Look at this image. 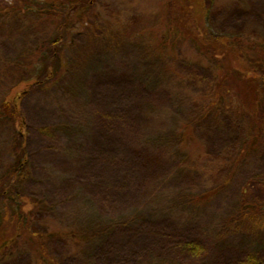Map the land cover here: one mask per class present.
<instances>
[{"label": "rangeland", "instance_id": "obj_1", "mask_svg": "<svg viewBox=\"0 0 264 264\" xmlns=\"http://www.w3.org/2000/svg\"><path fill=\"white\" fill-rule=\"evenodd\" d=\"M154 1L112 0L116 21L111 29L122 27L129 38L105 42L85 57L84 48H90L91 41L79 34L78 46L66 45L56 56L59 63L67 59L69 71L59 67L57 82L47 80L27 90L16 75H10L16 69L9 59L24 52L26 63L37 62L40 71L51 54L45 49L43 56L35 54L36 39L27 23L21 29L15 18L0 27V71L10 69L8 78L0 73V103L13 89L24 91L17 98L26 123L29 163L22 195L47 206L48 214L42 213L45 218L40 217L36 226L107 227L80 252L66 241L52 239L51 254L60 264H83L86 259L92 264H235L254 246L246 234L224 235L215 223L238 210L247 183L257 199L264 198V181H251L263 170L264 158H249L223 186L225 175L210 161L189 171L182 164L184 155L165 157L153 178L136 154L139 148H154L175 134L184 119L182 101L189 88H200V81L210 77L196 72L199 80L180 82L171 67L177 65L189 77L196 67L176 59L170 48L161 53L142 46L160 21ZM246 1L237 8L230 4L223 16L216 17L221 26L241 30L253 21L264 30V0ZM137 34L139 38L133 37ZM23 44L31 51L25 52ZM177 46L182 48L180 40ZM31 66L21 74L28 77L36 70ZM7 119L0 120V174L15 160L10 146L15 142V125ZM198 136L205 141L207 154L229 140L227 134L208 128ZM219 184L220 190L202 203H189L184 196L192 198ZM199 227L207 229L199 235ZM28 258L21 251L0 264H29Z\"/></svg>", "mask_w": 264, "mask_h": 264}, {"label": "trees", "instance_id": "obj_2", "mask_svg": "<svg viewBox=\"0 0 264 264\" xmlns=\"http://www.w3.org/2000/svg\"><path fill=\"white\" fill-rule=\"evenodd\" d=\"M246 2L154 1L161 15L160 21L153 27L150 38L142 40V46L159 52L170 48L176 59L196 67L190 77L182 75L181 70L176 69L177 65H174V69L171 67L175 79L181 80L180 82L182 79L191 80L190 78L199 80L196 72L203 75L208 73L210 77L206 82L200 81V88H189L182 101L184 119L175 134L168 137L169 140L164 144L137 150L136 154L141 157L143 166L148 165L149 177L158 176L156 170L165 157L178 154L185 156L182 161L184 163H180L189 171L202 168L210 161L214 170L225 175L221 184L226 186L249 158H264V30L253 21L241 30L225 28L216 18L223 16L230 4L237 8ZM112 3V0H0V27L3 22L13 21L11 19L15 18L18 24H22L21 29H26L24 25L27 23L30 28L28 32H32L36 39L38 51H34L35 54L43 56L44 49L48 51V55L51 54L50 61L43 64L44 71H39V64H27V60L23 59L24 52H21L17 57H12L14 60L9 59L16 69L10 75H16L18 82L26 90L27 86H37L47 80L53 79L55 83L59 80L56 74L58 68H69L67 59L60 58L59 63L56 56L66 45L78 46V39L75 37L79 34H86L91 41L88 43L91 44L90 48H84L85 57L105 42L113 44L114 41L119 43L126 40V37L129 38L122 27L111 29L113 21H116L111 9ZM133 37L139 38L138 34ZM179 40L182 48L177 46ZM25 46L23 44L22 47L25 52L31 51ZM30 65L36 70L28 73V77L26 73L25 76L21 74L24 72L21 69L26 71ZM9 70L8 67L0 73L8 78L6 72L9 73ZM12 91L13 94L9 92L0 103V120L6 121L9 118L15 125L16 135L15 142L10 144L15 160L0 174V260L10 259L22 251L24 254L28 253L29 264H60L51 254L49 242L52 239L66 241L75 252H80L87 242L105 232L107 227L104 224L85 228L56 224L55 227L42 230L36 226L40 217L45 218L41 214H48L45 210L47 206L31 196L22 195V183L29 175V163L25 152L26 123L17 98L20 99L24 91ZM205 128L219 130L229 137L215 153L207 154L206 143L198 136ZM174 166V171H177L179 167ZM251 181L263 183L264 167ZM221 184L211 191L192 195V198L184 196L188 197L189 203H202L219 191ZM250 184L247 183L242 190L238 210L215 223L218 232L224 235L235 232L246 234L254 245L247 250L243 261L235 264H264V198L257 199L252 191H248ZM175 204L181 205L178 202ZM206 229L207 227H199V235ZM196 249L200 251L199 245ZM90 260L86 259L83 264H92Z\"/></svg>", "mask_w": 264, "mask_h": 264}]
</instances>
